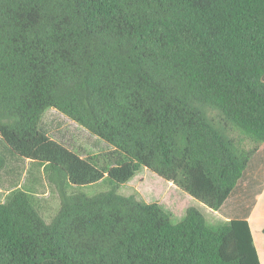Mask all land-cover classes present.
I'll return each instance as SVG.
<instances>
[{"label": "trees", "instance_id": "obj_1", "mask_svg": "<svg viewBox=\"0 0 264 264\" xmlns=\"http://www.w3.org/2000/svg\"><path fill=\"white\" fill-rule=\"evenodd\" d=\"M263 75L264 0H0V140L46 167L59 200L45 223L10 192L0 264H260L244 220L210 231L191 207L173 224L157 203L65 183L124 185L144 167L218 210L264 143ZM48 109L122 163L103 171L49 139Z\"/></svg>", "mask_w": 264, "mask_h": 264}, {"label": "crops", "instance_id": "obj_2", "mask_svg": "<svg viewBox=\"0 0 264 264\" xmlns=\"http://www.w3.org/2000/svg\"><path fill=\"white\" fill-rule=\"evenodd\" d=\"M262 81L264 82V75ZM49 110L52 113L45 118L44 122L40 121V129L45 135L89 163L93 160L98 163L102 155L101 149L97 152L91 150L94 146H99L100 148L98 138L56 110ZM85 143L87 146L84 145ZM111 149V153H117L113 148ZM9 154L14 159H12L8 166L5 164L4 168L0 170V204L8 198L10 192L13 190L25 188L23 186L24 184L21 185L18 179L19 177H17V170L21 169V165L23 164L20 161L23 158L11 152ZM23 161L24 165L28 168L35 165L43 174L46 173V167L44 165L29 159H23ZM113 165L115 164L111 163L109 167ZM96 168L103 171L108 169L103 164L100 168ZM43 179L41 187L37 188L35 179L32 177L26 189L34 196L37 207L42 213L50 212L52 214V212H55L56 214L59 209L57 196L54 195L56 193L48 185L46 176ZM66 185L70 184L66 182ZM209 217V223L213 226H221L231 220L246 221L251 232L259 263L264 264V233L262 231L264 228V143L259 146L258 150L251 157L234 189L221 207L216 211L209 209Z\"/></svg>", "mask_w": 264, "mask_h": 264}, {"label": "rangeland", "instance_id": "obj_3", "mask_svg": "<svg viewBox=\"0 0 264 264\" xmlns=\"http://www.w3.org/2000/svg\"><path fill=\"white\" fill-rule=\"evenodd\" d=\"M195 107L196 110L201 114V116L208 123H210L214 127V129L221 134L224 139H229V134L225 131L224 125L218 119L215 113L208 111L198 105H196ZM51 113V110H46L42 114L40 121L44 122L45 118H47ZM98 140L100 148L99 146H94L91 150L97 152L101 149L102 155L100 156V160H102H99L98 163L93 160L90 161V163L99 168L100 166H102V164L108 168L111 163L115 165L122 163L123 160H121V158H124L122 153L118 151L117 153H111L112 149L109 146L105 145L103 141H100V139ZM84 145L87 146L86 143ZM7 150H9L8 147L0 140V157L5 161V164L8 166L11 163L12 159H14V157H11L9 154L10 151ZM20 162L23 165H21L20 170H17V177H19L18 179L21 185L24 184L23 186H25V188L19 191L25 193L30 205L33 207L35 212L41 217V219L45 223H49L50 219L55 215V212H52V214L50 212L42 213L41 210H39V208L37 207L35 201L36 199L26 189V187L29 186V182L32 177L35 179L36 187L40 188L44 180L43 178L44 176H46V173L43 174V172H41L38 167H35V165L28 168L24 165L23 159ZM168 183L169 182L161 179L160 177L145 169L144 167H141L138 172L134 175V177L124 185H116L113 181L106 177V174H104L103 179H101L99 182L90 185L76 187L66 185L65 192L69 197L83 195L87 198H91L98 194L113 191L118 196L131 197L135 201L141 203H157L162 208V210L169 215L170 221L173 224L182 221V219H184L185 217L186 209L193 207L196 208L203 215L205 219V225L210 231H216L217 229L223 226H213L212 224H210L209 208H207L204 204L200 203L193 197L189 196L185 192L175 187L172 183L171 184L173 185V187H170ZM54 195L57 196L56 194ZM43 264L57 263L52 261H45Z\"/></svg>", "mask_w": 264, "mask_h": 264}]
</instances>
